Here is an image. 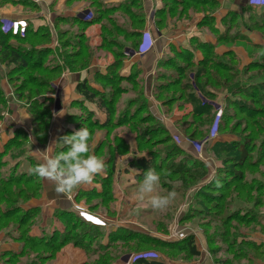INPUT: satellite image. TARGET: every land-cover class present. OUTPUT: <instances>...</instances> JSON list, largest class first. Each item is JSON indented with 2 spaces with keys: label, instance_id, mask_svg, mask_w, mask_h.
<instances>
[{
  "label": "rangeland",
  "instance_id": "rangeland-1",
  "mask_svg": "<svg viewBox=\"0 0 264 264\" xmlns=\"http://www.w3.org/2000/svg\"><path fill=\"white\" fill-rule=\"evenodd\" d=\"M180 1L164 0V25L172 33L181 25L187 28L195 24L194 33L188 29L186 39L168 46H162L159 40L156 53L138 60V35L151 18L146 0H0L3 32L9 33L4 29L16 19L27 23L25 33L20 34L25 36L23 39L5 42L11 49L29 55L28 69H22L9 60L5 62L0 47V100H4L0 105V126L12 125L17 112L29 115L36 128L29 110L48 111L44 121L49 135L57 111L65 107L63 127L53 142L52 156L67 150L62 144L63 136L87 127L92 150L106 165L104 172L94 177L98 183L105 182L110 167L113 175L121 171L134 179L133 159L147 157V153L162 157L173 147L166 135L179 136L181 144L187 142L178 145L182 152L171 154L175 157L164 162L161 170L156 169L170 172L161 176L158 194L174 190L177 195L168 210L152 208L155 213L150 224H180L179 215L184 212L214 255L227 262L233 257L243 258L237 264L264 263V222H260L264 221V197L259 192L264 190V7L250 13L245 0H204V10H197L175 3ZM47 71H59L61 76H46ZM196 73L201 75L199 82L195 80ZM68 78V87L73 90L75 84L86 81L100 101L90 102L74 93L63 107L60 94ZM29 83L39 84L32 92L37 93L27 92ZM205 105L212 107L214 115L222 112L225 119L214 141L196 137L204 145L198 157L190 149L183 127L191 125L195 109ZM197 115V134L206 135L207 129L201 127L205 116L202 112ZM16 131L11 130V139ZM140 134L143 141L138 140ZM20 138L8 150L5 147L9 142L0 144V152L6 153L3 160L8 162L3 161L0 167V179L23 177L21 187L25 189L14 186L23 194L16 198L18 202L12 198L9 211L15 219L31 212L27 218L29 236H23V230L12 222L7 240L20 250L8 253L13 257L3 254L0 264H40L32 246L48 239L58 243L67 237L73 244L80 235L85 245L112 243L106 231L77 224L73 219L63 222L61 231L33 235L37 226L34 211L25 206L32 200L36 178L29 169L38 161L32 157L28 134ZM242 150L247 152L243 163L239 160ZM138 186L139 182L133 187V197ZM14 194L12 188L9 196ZM78 208L74 206L79 217ZM139 208H133L136 220ZM169 211L173 216L162 219V212ZM120 234L127 239L150 238L148 233L135 230L127 235L116 233ZM256 235H261L263 242H256ZM24 240L26 245H32L22 251ZM155 252L165 255L160 248Z\"/></svg>",
  "mask_w": 264,
  "mask_h": 264
},
{
  "label": "crops",
  "instance_id": "crops-1",
  "mask_svg": "<svg viewBox=\"0 0 264 264\" xmlns=\"http://www.w3.org/2000/svg\"><path fill=\"white\" fill-rule=\"evenodd\" d=\"M146 2L147 11L149 10L151 12V18L144 31L148 32L153 39L154 48L151 52L145 54L135 52V55L139 57L138 60L141 58L146 59L151 54L156 53V45L159 40H161L160 44L162 46H166V44L168 46L169 43L179 42L186 39V32L188 29L191 33H194V28L196 27L195 24H189L187 25V28L186 26L181 25L178 31L169 33L167 26H165L162 21V17L159 16V13L164 12L165 10L163 7L164 0H146ZM4 15H6V13H4ZM69 81V78L65 81L66 83L62 86L60 94L63 107L64 103L73 98V96H75L74 93H76V86L78 83L74 85L73 90L68 87ZM61 111H63L61 113L63 115L55 116L56 119L54 120L53 127L48 135L46 146H40L35 139L33 135V123L29 115H27V117L25 115L21 116L17 112L15 113L17 116L11 121L12 125L1 124L0 144L1 142H4V145H6V143L11 140V130L16 131L22 129L28 134L32 157L35 158L38 163L42 162L40 152L46 151L49 145H54L53 142H55L57 134L60 133L61 128L63 127L62 124L66 112L65 107L62 110L57 111V113H60ZM174 138L180 144L181 140L183 141L179 136H174ZM186 143L187 142H182L181 145ZM52 146L49 151V155L51 156L53 151ZM190 149L192 150V147H190ZM3 161L8 163L6 160ZM135 173L136 175L134 179H128L121 171H117L113 175L111 180L112 200L108 207L107 205L102 206L100 198L96 202L88 204L86 197L84 196V194H97V196H100L104 191L106 179L103 183H98L93 180L92 183L81 185L73 192L63 195L55 192V186L52 185L51 182L38 178L39 194L33 197L25 206V209L35 211V221L37 222V226L35 231H33V235L38 237L49 231H61V225L64 222L63 218L66 217L68 213H75L74 206H77L84 211V217L87 219L85 221L90 225L102 228L104 226L102 223L105 222L107 226L104 231H106L110 237L116 235L117 232L118 234H133L134 230L142 234L148 233L150 239L156 238L165 244L174 245V242L177 241V247L170 250L172 253H175L177 249L180 250V248H182V243L186 239L193 238L199 256L187 259L184 258L183 255L177 257L169 256L164 253L165 255L159 256L165 264H218L221 260H225L212 253L206 239L200 234L199 229H193L191 227V220L187 217L188 215L186 216V213L184 212L181 213L183 206L178 210L179 214L181 213L178 219L180 224H172L171 221L166 225L164 224V221H159L156 225L153 223L150 224L151 215L155 213V210L153 211L147 200L143 201V203L135 200V197H133V187H135L138 182L140 183L142 181L137 178L138 171L136 169ZM262 204L264 205V203ZM135 207H140L138 211L139 220L134 218L133 208ZM162 214V219H170L171 215L173 216L171 211L165 213L162 212ZM260 222L264 221L261 220ZM262 224L264 225V223ZM159 228H161V230H159ZM8 235L9 229L0 232V259L4 257L3 254L10 252L16 253L20 250L18 245H12L9 243L7 240ZM255 239L258 243L263 242L261 235H256ZM178 241L180 242L178 243ZM148 244L149 243L146 241H142L139 246L133 247L132 238L129 241L117 244L102 242L96 247L88 245L89 250H86L83 247L71 243L65 245L56 253L51 264H93L98 263L99 261L101 262L103 259L104 260L101 262L103 264H127L129 259L133 256V252L138 250L149 251ZM255 264L264 263L262 261H256Z\"/></svg>",
  "mask_w": 264,
  "mask_h": 264
},
{
  "label": "trees",
  "instance_id": "trees-1",
  "mask_svg": "<svg viewBox=\"0 0 264 264\" xmlns=\"http://www.w3.org/2000/svg\"><path fill=\"white\" fill-rule=\"evenodd\" d=\"M204 2H206V1H204V0H181L179 3L178 2H175V3H177V4L182 3L183 6L188 5L191 7L190 9H196L197 8V10H199V9L204 10L202 8L203 7L202 5L204 4ZM245 7H246V11L250 12V13H254L258 10L257 8L250 6L248 4L247 0H245ZM184 13H185V11H184ZM199 13H202V12H199ZM159 14H160L159 16L162 17V21L164 22L166 11L164 10V12H161ZM145 33H147V32L141 31V33L138 35V43L136 45L135 52H140L141 45L144 41ZM24 37H25L24 35L14 36V35H12V33L3 32L2 31V24H0V47L2 48V51L4 52V56H2V57H4L5 62L7 60H9V62L15 63V65H18V67H22V69H28L27 67L29 66V55H27L26 53H24L23 51H21L19 49H17V50L11 49L7 45V43L5 42L7 39H12V38L23 39ZM152 50L153 49H151L147 53L151 52ZM47 72L48 73L45 74L46 76H50V77L54 76V75L61 76V73L59 71H57V72L56 71L55 72L47 71ZM204 73L206 74V72H204ZM195 80L197 82H199L201 80V75L199 73H196ZM27 86L29 87L27 89V92L29 94L33 95V94L37 93V92H35V93H32V92H34L33 89H37L39 87V84H33L32 85L31 83H29V84H27ZM27 86L24 87V90L26 89ZM46 89L42 93H45ZM76 93L79 94L83 99H85L87 101H90V102H93L96 100L100 101L98 99L96 92H95V89H92L91 86H89V84L86 81L78 82V84L76 86ZM3 102H4V100H0V105L4 104ZM29 112H30L29 114H31L32 116L35 117L34 124H36V128H34V126H33V135H34L35 139L37 140V142L39 143V145L44 147V146H46V143L48 140L47 130L45 129V127H47V122L44 121V119L49 116L48 111L43 113L42 111L36 112L34 109H31V110H29ZM198 112L199 113L202 112V115L205 116V121H203L201 127L202 128L204 127L207 129L206 135L204 133H201L200 136H198V134H197L198 133L197 127L200 124L196 120V115ZM194 114H196V115L194 116L192 124L191 125H185L183 127V131L185 132V134L188 135L190 143L201 142L197 139L206 140L208 142L214 141L215 138L214 139H208L210 134H211V130L213 128L215 120H216V115H214L212 107L205 105L204 107H200L199 109H195ZM212 114H213V116H212ZM224 119L225 118H223V116H222L221 121H220L219 126H218L217 136L222 131V125H223ZM21 136L27 137V134L22 129L21 130L19 129L15 132L14 137L7 144L8 146L5 147L6 150H8L9 146L14 145L16 141L22 140V138H20ZM166 137L170 139V141H171L170 144H172L170 146H173V147L172 148L170 147L169 150H166L165 153L162 155V157L159 155H155L154 153H153V155L150 153H147V157L145 155H142L139 158L133 159L132 166L134 169H136L138 171L137 178L139 180L143 179L144 173L150 168H154L155 170L158 168V170H161L164 162H168L170 160V158L173 157V155H171V154H175V152H182L181 149H179L180 148L179 146H181V144L179 142H178L179 144L175 143L173 141L175 139L174 137L170 136L169 134L166 135ZM196 137H197V139H196ZM142 138H144V137L141 136V134H140L138 137V140L143 141ZM216 144L219 145V143H216ZM140 145H141V143H140ZM203 149H204V145L202 148V153H203ZM192 151L196 154V152L194 151L193 148H192ZM5 155H6V153L0 152V167L3 166V159H4ZM246 156H247V152L242 150L241 156L239 157V160L243 163V160ZM263 165H264V163H263ZM107 171H108V174L111 175L113 173L112 167L107 169ZM236 174H237V177H239L241 175V173H239L238 170H237ZM109 175H108V178H109ZM111 176L113 177V174ZM108 178L106 179V182H105L106 184H105L104 191L100 196H97V194H95V195L84 194V196L86 197V200L89 204L96 202L100 198L102 206L107 205V207H108L110 205L109 203L112 200V198H111V188H112L111 187V180L112 179L110 180ZM23 184H24L23 177H21V178L20 177H4V178L0 179V210H1L0 211V232L3 230L9 229V227H11L12 222H15L16 226H18V230H23V236H25V237L29 236V226L27 227V222H29V221L27 218L30 216L31 212L26 211V212H24V215H22V217H19V219H15L14 215L10 214V211H9L12 198L14 199V202H18L17 199H19V196L21 194H23L22 192L18 191V190H21L20 188H24V187H21V186H23ZM14 186L16 188H19V189L18 190L15 189ZM12 188H13V192L15 194L12 197H10L9 191L12 190ZM32 189L33 190L31 192V194H32L31 198H33L39 194L38 177H36L34 179V187ZM25 191H27V190H25ZM259 192L264 197L263 188L261 190H259ZM31 198H28V200ZM18 216H20V215H18ZM70 216H71V218H69ZM33 218L35 219V211H34ZM67 218H69V219H67ZM71 219L76 221L77 224H82V225H86V226L90 225V224H88V225L85 224V222H83L77 216V214L74 212L68 213L67 216L63 218V221L68 223ZM89 227H91L92 229H95V230H104V229H101L99 227L92 226V225ZM78 236L79 237L77 239V242L73 243V244H75L76 246H79V247H83L86 250H89L88 245H85V244H83V242H81L82 236H80V235H78ZM110 238H111V242L115 243V244L123 243V242L129 241L130 239L133 238V242L136 243V244H134L133 247L139 246L142 241H146L147 243H149L147 245L149 248V251L138 250L136 252H133V255H141L144 253H156L155 250L160 248L164 251V253L166 255H169V256L171 255V256H177L178 257L180 255H183L184 258H187V259H190V258L192 259V258L199 256V252L197 251V249L195 247L193 238L186 239L182 243V248H180V250L177 249V251L175 253L170 252V250H172L174 247H177L176 243H174V245L159 243V242H157L153 239H150V238L138 240L132 236L127 239L125 235H114V237L111 236ZM28 241L32 242V239L29 238ZM50 241L51 240H49V239L47 241H44V242L39 241L37 244H34L32 246V248L34 250L35 257L37 258V260L39 261L40 264H51V262L55 258L56 253L61 248H63L65 245L71 243V240L67 239V237H63V239H61V241H59L58 243H54V242H50ZM26 242L27 241L24 240V242L22 244V246H23L22 251H25V249L30 248L29 246L32 245V244L26 245ZM84 242H87V240L84 239ZM156 254H158V253H156ZM6 255H8V256L12 255V257H13L14 254H8L7 253V254H5V256ZM103 260H101V262ZM242 260H243V258H240L239 256H237V257H233L231 262L221 260L220 262H218V264H237L238 262H240ZM101 262L99 261L98 263H94V264H103ZM135 264H165V263L162 261L161 258L157 257V258H153V259L152 258H139L136 260Z\"/></svg>",
  "mask_w": 264,
  "mask_h": 264
},
{
  "label": "clouds",
  "instance_id": "clouds-1",
  "mask_svg": "<svg viewBox=\"0 0 264 264\" xmlns=\"http://www.w3.org/2000/svg\"><path fill=\"white\" fill-rule=\"evenodd\" d=\"M249 5L264 7V0H249ZM238 6L235 4V8ZM264 55V53H261ZM56 113V115H63ZM62 144L67 146L66 151H60L51 156L49 145L46 151L40 152L42 162L32 166L29 174L51 182L57 194H69L81 185L90 184L94 177L105 170V160L97 156L90 145L91 133L87 127H81L71 135L62 138ZM162 175H170L167 170L157 172L154 168L148 169L135 193V200H145L154 210L163 211L175 200L177 193L173 190L165 195L158 194Z\"/></svg>",
  "mask_w": 264,
  "mask_h": 264
},
{
  "label": "built area",
  "instance_id": "built-area-1",
  "mask_svg": "<svg viewBox=\"0 0 264 264\" xmlns=\"http://www.w3.org/2000/svg\"><path fill=\"white\" fill-rule=\"evenodd\" d=\"M247 2L249 4V0H247ZM250 6H252V5H250ZM255 8L260 9L262 7H255ZM26 27H27V23H26L25 20L16 19L14 21H11L10 24L4 30L9 32V33H12V35H14V36H17V35H20V34H24ZM145 40H146V43H145ZM143 44H145V46H146L144 49H142ZM153 48H154V41L151 38L150 34L147 32V33H145L144 41H143V43L141 45V50H140L139 53L145 54V53H147L148 51H150ZM222 115H223L222 112H219L216 115V120H215V123L213 125L212 130H211V134H210L208 139H214V138L217 137L218 126H219V123L221 121ZM191 147L194 149V151L196 152L198 157L202 155V148H203V143L202 142L191 143ZM77 210H78L79 217L84 222H86L85 220H87V219H85V217H84V213H83L84 211H82L80 208H78ZM86 223H88V222H86ZM102 224H104L103 227L107 226V224L105 222H103ZM157 257L160 258V256L158 254H156V253H144V254H141V255H133L129 259L127 264H135L136 260L139 259V258H152L153 259V258H157Z\"/></svg>",
  "mask_w": 264,
  "mask_h": 264
},
{
  "label": "water",
  "instance_id": "water-1",
  "mask_svg": "<svg viewBox=\"0 0 264 264\" xmlns=\"http://www.w3.org/2000/svg\"><path fill=\"white\" fill-rule=\"evenodd\" d=\"M145 43H146V40H145ZM145 47H146L145 44H143L142 49H144Z\"/></svg>",
  "mask_w": 264,
  "mask_h": 264
},
{
  "label": "snow or ice",
  "instance_id": "snow-or-ice-1",
  "mask_svg": "<svg viewBox=\"0 0 264 264\" xmlns=\"http://www.w3.org/2000/svg\"><path fill=\"white\" fill-rule=\"evenodd\" d=\"M99 222V221H98Z\"/></svg>",
  "mask_w": 264,
  "mask_h": 264
}]
</instances>
